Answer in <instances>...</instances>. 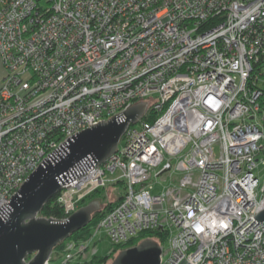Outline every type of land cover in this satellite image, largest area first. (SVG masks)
I'll list each match as a JSON object with an SVG mask.
<instances>
[{"label": "built area", "instance_id": "2783aa9c", "mask_svg": "<svg viewBox=\"0 0 264 264\" xmlns=\"http://www.w3.org/2000/svg\"><path fill=\"white\" fill-rule=\"evenodd\" d=\"M0 60V205L70 135L146 100L60 184L63 218L119 183L91 227L110 250L160 229L159 264H264V0H0ZM79 243L62 264L97 254Z\"/></svg>", "mask_w": 264, "mask_h": 264}, {"label": "water", "instance_id": "95a60500", "mask_svg": "<svg viewBox=\"0 0 264 264\" xmlns=\"http://www.w3.org/2000/svg\"><path fill=\"white\" fill-rule=\"evenodd\" d=\"M145 105L146 100H138L124 111L73 133L29 173L8 202L0 205V264H44L57 243L90 221L100 207L97 200L79 206L63 219L38 212L60 184L113 153L122 133L138 120ZM262 118L264 121V112ZM253 216L264 220V208ZM160 254L159 243L146 237L120 249L110 264H159Z\"/></svg>", "mask_w": 264, "mask_h": 264}, {"label": "trees", "instance_id": "16d2710c", "mask_svg": "<svg viewBox=\"0 0 264 264\" xmlns=\"http://www.w3.org/2000/svg\"><path fill=\"white\" fill-rule=\"evenodd\" d=\"M93 195L94 194H91L86 200H84V203H87V200L92 199ZM118 200H119V198L117 197V198H114L112 200H107V201H104L103 203H101L99 209H97L96 211H94L92 213L90 221L85 226L73 231L69 235L68 238H75V239L85 238L88 235L89 231L91 230L92 225L95 224L99 220V218L107 210L112 208V206L114 204H116ZM38 214H40L42 216H46V217H53V218H63L64 217L63 208L56 201V194L53 195L50 199H48L43 204V206L39 210ZM146 237L153 238L158 243L162 244L166 240V232L162 231L160 229L143 230L142 232H139L135 237L129 239V241H127L123 244H119L118 246L119 247L129 246V245L137 243L138 241H140L141 239L146 238ZM63 243H64V240L57 243L53 247L52 252H58L60 249H62ZM114 248L116 249L117 246H115ZM29 257L30 256H28L27 258H29ZM107 257H108V255L96 254V255H93L90 259L85 260L83 262V264H102Z\"/></svg>", "mask_w": 264, "mask_h": 264}, {"label": "rangeland", "instance_id": "374dc122", "mask_svg": "<svg viewBox=\"0 0 264 264\" xmlns=\"http://www.w3.org/2000/svg\"><path fill=\"white\" fill-rule=\"evenodd\" d=\"M3 72H4V68H3L2 64H1V60H0V79H1V76H2ZM118 144L119 145H122V141H120ZM260 159H261V156H259V158H258V165L255 168V173L257 175H259L260 180H263V178H264V164H262L260 162ZM218 183L221 184V179L218 180ZM121 191H123V187L119 183L118 184H113V185H107L104 188H100L93 195L92 199L87 200V202H89L91 200H97L98 203H99V205H101V203H103L104 201L114 199L117 196V193H119ZM57 193L58 192L55 193L56 196H57ZM68 237L65 238V239H63L64 240V243L67 240L73 239V240H79L81 242V243H79L80 245L87 241L88 242V245L89 246L90 245L92 246L93 245V242H97V244H96L97 254L108 255V257L105 259V261L102 264H110L111 261L113 260V258L115 257V255L117 254V252L120 249H122L124 247H127V246H122V247L117 246L116 249L114 248V249L110 250L109 239L107 238V236L104 234L103 231H100V232L97 231V232H95L94 230L93 231L90 230L89 233H88V235L85 238H83V239H81V238L75 239V238H68ZM97 238H99V240ZM95 239H97V240L94 241ZM64 243H63V245H64ZM165 246L166 245L164 244V247ZM60 250L58 252H51L50 253V263L49 264H53L52 261L57 262L58 264H62L61 261H63L64 256L61 255ZM82 254L83 255L81 257L76 258V259H72V261L71 260H68V261H66L65 264H83V262L85 260H88V259H90L92 257V256L91 257L90 256H87L85 254V249L83 250Z\"/></svg>", "mask_w": 264, "mask_h": 264}, {"label": "bare ground", "instance_id": "6f19581e", "mask_svg": "<svg viewBox=\"0 0 264 264\" xmlns=\"http://www.w3.org/2000/svg\"><path fill=\"white\" fill-rule=\"evenodd\" d=\"M149 107H150V104H147V103H146L145 108L148 109ZM145 108H144V110H145ZM114 247H115V246H114ZM113 249H114V248H113ZM44 264H45V263H44Z\"/></svg>", "mask_w": 264, "mask_h": 264}, {"label": "crops", "instance_id": "0c3cea01", "mask_svg": "<svg viewBox=\"0 0 264 264\" xmlns=\"http://www.w3.org/2000/svg\"><path fill=\"white\" fill-rule=\"evenodd\" d=\"M97 239H99V238H97Z\"/></svg>", "mask_w": 264, "mask_h": 264}]
</instances>
